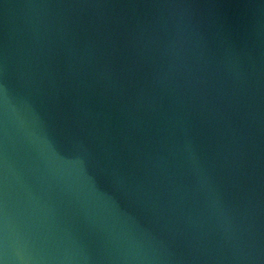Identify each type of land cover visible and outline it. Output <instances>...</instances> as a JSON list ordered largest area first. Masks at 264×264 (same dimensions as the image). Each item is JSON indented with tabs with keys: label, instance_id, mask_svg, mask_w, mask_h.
<instances>
[{
	"label": "water",
	"instance_id": "obj_1",
	"mask_svg": "<svg viewBox=\"0 0 264 264\" xmlns=\"http://www.w3.org/2000/svg\"><path fill=\"white\" fill-rule=\"evenodd\" d=\"M0 264H264V0H0Z\"/></svg>",
	"mask_w": 264,
	"mask_h": 264
}]
</instances>
